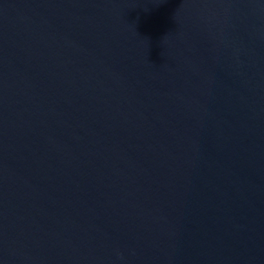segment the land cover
<instances>
[{
  "label": "water",
  "instance_id": "95a60500",
  "mask_svg": "<svg viewBox=\"0 0 264 264\" xmlns=\"http://www.w3.org/2000/svg\"><path fill=\"white\" fill-rule=\"evenodd\" d=\"M0 264H264V0H0Z\"/></svg>",
  "mask_w": 264,
  "mask_h": 264
}]
</instances>
